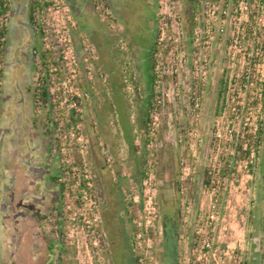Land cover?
Returning <instances> with one entry per match:
<instances>
[{"label": "rangeland", "instance_id": "374dc122", "mask_svg": "<svg viewBox=\"0 0 264 264\" xmlns=\"http://www.w3.org/2000/svg\"><path fill=\"white\" fill-rule=\"evenodd\" d=\"M2 1L10 6L0 16V42H6L0 51V264H112L115 247L114 260L126 258L134 263L139 257L142 264H160L158 206L161 199L168 201L166 192L174 190L176 163V184L186 211L187 229L180 238L186 253L192 249L194 232L202 224L200 208L216 202L225 213L224 224L231 225L244 239L248 264H264V99L254 100L253 91L245 94L241 90L243 80L236 77L241 74L239 62L231 59L236 49L229 48L233 32L223 38L218 33L212 35L211 47L204 53L207 68L202 71V79H195L188 0L115 2L119 19L127 23L126 31L142 33L139 30L145 29L141 38L147 52L152 49L151 37L156 35L153 109L151 123L144 130L138 120V105L147 96L145 73L141 71L146 62L141 67L136 60L140 52L137 47L130 56L111 51L112 67L125 84L122 101L128 111L136 156L139 162L145 160L141 171L147 177L137 184L133 174L138 163L122 141L117 105L108 85L111 67L106 60L97 63L100 68L94 67L90 36L84 35L87 40L76 43L79 26L70 0H36L40 9L32 24L35 39L29 43L27 56L18 48L29 40V34L26 28L16 32L20 27L10 15L13 0ZM31 1H20L21 21H27ZM101 1L97 2L106 4ZM4 28L8 29L5 37L1 36ZM131 73L136 79L130 78ZM43 88L54 102L53 126L46 123L49 106H43ZM21 98V106L16 105ZM99 105H107L106 110L111 106L104 118L110 127L106 136L97 134L103 130L93 124L101 113L93 108ZM249 116V125H245ZM15 119L19 132L27 128L31 134L32 146L39 151L36 159L49 168L41 189L26 183H34L42 174L40 170L31 172L27 180L18 171L13 188ZM96 142L102 149L97 154L105 157L108 182H117L115 170L121 169L124 174L123 181H118L120 186H116L119 201L107 194L100 160L93 151ZM110 145L112 150L108 151ZM251 160L253 174L252 168L246 167ZM49 178H58V182H48ZM133 228L137 229L134 250ZM176 253L171 251L168 264H176ZM184 255H180L181 262ZM188 256L191 258V253Z\"/></svg>", "mask_w": 264, "mask_h": 264}, {"label": "built area", "instance_id": "2783aa9c", "mask_svg": "<svg viewBox=\"0 0 264 264\" xmlns=\"http://www.w3.org/2000/svg\"><path fill=\"white\" fill-rule=\"evenodd\" d=\"M196 13V25L190 36L193 74L198 77L195 79H202V71L207 68L204 53L211 47L212 35L218 33L223 38L232 31L229 48L236 49L231 59L239 62L241 74L236 77L243 80L241 90L245 94L247 90L253 91L254 100L264 99V0H205ZM92 47L91 57L95 59ZM250 120L249 116L244 124L249 125ZM246 167H251L253 174V160ZM248 174L251 175L249 170ZM199 215L202 224L194 232L192 249L180 264H248L244 239L234 233L235 228L224 224L227 220L219 205L214 202L200 208Z\"/></svg>", "mask_w": 264, "mask_h": 264}, {"label": "flooded vegetation", "instance_id": "af4514ba", "mask_svg": "<svg viewBox=\"0 0 264 264\" xmlns=\"http://www.w3.org/2000/svg\"><path fill=\"white\" fill-rule=\"evenodd\" d=\"M95 3H94V10H95V14L97 15V22L99 24V21H102L105 25H106V28L107 30L110 32V33H114L115 34V40L112 42V45L111 47L109 48H106L104 49V45H102V43H99V44H93L94 48H95V52H96V58L92 61V64L94 65V67L96 66L97 67V63L100 65L102 62L104 63V61L106 60L108 66L111 67V69L113 68L112 67V63H113V54L111 53V51H116L118 55H120V53H123L124 56H130V53L133 54V51L134 49L137 47L139 49V58L136 59L138 61V63L140 64V66L142 67V65H144V62L146 60V57L149 58V61L151 62L152 59L151 57H149V55H147L145 58H141L140 55H145L146 53L150 54L151 50L147 52V49H145V47H140L139 42H135V41H128L126 37H124L125 35V32L126 31V24L127 23H124L123 21H121L119 19V15H117L116 13V7L114 5V2H112L111 0H105V3L106 4H102V3H98L97 1H101V0H94ZM103 1V0H102ZM101 1V2H102ZM205 0H188V24H189V27L190 29L192 30L195 25H196V20H197V13L196 11L198 10V7H200V5L204 2ZM118 3H126L128 2V0H118L117 1ZM13 6L12 7V11L10 12V15L13 16V9H15L16 7V0H13ZM106 5V6H105ZM114 5V6H113ZM30 11V9H29ZM8 12V11H7ZM6 12V13H7ZM116 13V15L114 14ZM21 19V18H20ZM26 22L24 21H19V25L18 27H20V29H17L16 28V32H20L21 29H24L26 28L28 34H29V40H27V42H25L24 45H22L20 48H18V52L19 53H22L24 54L25 56H27V53L29 51V46L30 44L29 43H32L33 42V32H34V28H33V25H32V22L30 21V18H29V13L26 17ZM126 22V21H125ZM17 27V26H16ZM121 36L120 38L121 39H118L117 40V37L116 36ZM16 49V53H17V47L15 48ZM154 49V48H153ZM152 49V50H153ZM106 52V53H104ZM14 54H15V51H14ZM106 55V56H105ZM16 56V55H15ZM115 57V56H114ZM135 59V58H134ZM133 59V60H134ZM17 65H21V61L17 60L16 61ZM105 66H107L105 64ZM97 68H100V67H97ZM111 69L109 68V71H108V85H109V88L112 89L110 86L113 85V83L115 82L114 80L117 79V76H116V72L115 70L114 71H111ZM97 71H99L98 69L96 70V77L97 79H99V76H100V73H98ZM141 71H143L144 73V68L142 69L141 68ZM126 81V80H125ZM122 84H124L122 82ZM17 89H19L17 87ZM18 93H21L20 90L16 91ZM112 92H113V89H112ZM108 93V92H107ZM123 93V92H122ZM106 95H109V94H106ZM114 95V94H113ZM42 96V95H41ZM114 98V96H112ZM42 100H44V103H43V106H49V108L47 109V125L48 126H53V106H52V98L50 96V93H48V96L47 98H44L42 96ZM54 101V100H53ZM23 102V98H21L20 101L18 102H15V104L17 105H21ZM105 107L107 105H104ZM113 108V106H112ZM117 109L116 110V113H118V117H120V114H119V106L116 107ZM110 109H111V106L109 107L108 110H106L105 112H103L102 114H100V117L97 115V117L99 118L98 119V122H94L93 124L99 126L102 128V132L101 133H97L96 130L95 132L97 134H101V135H107L108 132V128H109V125L106 123L105 121V117H104V114H107V113H110ZM15 131H14V139H13V143H14V147H13V157H14V160H16V163H15V166L13 167V174H12V184H13V188L16 187L17 185L15 184V180H16V176H17V173L19 172H22L23 173V177L25 178V180H27L28 176L31 175V172H34V170L36 171H41V175L37 177V180L33 183V182H26L28 183L29 187H33L35 186L36 189H41L42 185L45 184V179L44 177L46 175L49 174V168H45V164H42L41 160L40 159H36V157H38L37 155V152L39 151H35V149L33 148L32 146V138L30 137L31 134L29 133V131H27V128H24L23 131H18V127L16 126L18 123H17V119H15ZM33 124V123H32ZM120 125V124H119ZM123 126V123H121V127ZM34 129V127H33ZM97 134H95L96 136H98ZM44 136V134H43ZM81 139V137H79V140ZM99 143V142H98ZM97 142L94 143V153H95V156L97 158V160H100V166H99V170H100V173L102 172V176H104V179H103V182L104 185L107 187V194L110 195V196H116L117 198L119 197V195L117 194L119 192V189H117V185L120 186V180L123 181V176L124 174L121 173V169H117L115 170V176L117 177V182H112L110 184L109 181V177H106V175H104V170H105V165L103 164V158L105 159L104 156H101V154L98 152L97 154V151H100L102 152V149L98 148ZM22 144V145H21ZM106 147L108 146V143L105 144ZM23 147V149H22ZM112 150V145H110L109 147V150L110 151ZM48 154H46L47 156ZM80 155V150L78 152V156ZM112 157H113V154L111 153ZM81 157V156H79ZM109 161V160H108ZM114 164H112L113 166ZM178 164L176 163L175 164V169L173 170V178L175 177V184H174V190L173 192L169 193V192H166V197L168 199V201H165V199H161L160 200V205L158 206V212H159V219H158V223L160 225V228L162 230L161 232V235H162V240L160 242V254H159V258L160 260L164 263V264H168V259H169V256H170V253L171 251H175L177 252L176 253V264H179L180 263V255L181 254H187L186 253V249L182 248V245H181V240L180 238L183 237V234L186 232V226L187 225H184L186 223V211H185V206L181 203V196H180V187L176 184L177 183V177H178ZM19 171V172H18ZM107 169L105 170V174H108V171ZM48 177V176H47ZM52 179L49 178L48 182L51 181ZM102 182V180H101ZM106 182H108L109 184H106ZM82 186V184H81ZM41 187V188H40ZM114 188V189H113ZM26 189H27V186H26ZM116 191V192H113V191ZM116 204V203H115ZM119 204V203H118ZM20 213V212H18ZM188 231V230H187ZM105 245H107V242L105 243ZM132 245V244H131ZM116 246V245H115ZM181 248L183 249V252L181 251ZM116 249L117 247H115V249H113V251H111V258H112V264H128L126 262H129V264H142V262L139 260V261H136L134 260L133 262L134 263H131L130 260H126V258H124L123 260H114V257L116 256L117 252H116ZM133 249V247H132ZM47 253L49 252V247L47 245ZM134 250V249H133ZM186 255H184L185 257ZM161 261H159V263L161 264ZM15 264V263H14Z\"/></svg>", "mask_w": 264, "mask_h": 264}, {"label": "trees", "instance_id": "16d2710c", "mask_svg": "<svg viewBox=\"0 0 264 264\" xmlns=\"http://www.w3.org/2000/svg\"><path fill=\"white\" fill-rule=\"evenodd\" d=\"M38 9H40V4L36 0H32L31 1V5H30L29 18H30V21L32 22L33 25L36 23V17H37ZM7 11H8V9H7V7H5L4 2L2 0H0V16L6 14ZM6 33H8V29L7 28H4V29L1 30V36L5 37ZM155 37H156V35H155ZM5 46H6V42L5 41L4 42L3 41L0 42V51H2L5 48ZM153 53H154V49L153 50L151 49L150 54H147V55H149V57H151V59H152ZM153 67H154L153 61L145 64V69H144V73L145 74L144 75H145V80H146V93H147V96H146L145 100H143L142 105H140V104L138 105L139 106V117H138V120L140 121V124L143 127L142 128L143 130L148 128V126L151 123L150 115H151V111L153 109L152 108V99H153V84H154ZM114 70H115L114 68L111 69V71H114ZM129 75H130V78L136 79L132 73L129 74ZM47 80L48 79L46 78L45 81H47ZM114 81L115 82L110 87L113 89V94H114L113 96H114V99H115V103H116L117 106H119V108H118L119 110L118 111H119V114H120V117H121V123H123L122 129H123V133H124V139H125L128 147H129V149H130V154L133 157V160H135L138 163V164L135 165V172L136 173L133 174V180L137 184L138 183L141 184L144 181V179L147 177L145 172L141 171V166H143V164L145 163V160L139 162V159L136 156V148H135V145H134L135 142H134V138L132 137V128H131L130 122L128 120V118H129L128 111H127V109L125 107V102L122 101V92H123V90L125 88V84H122L121 78H119L118 76H117V79H115ZM41 95L44 98H47V96H48L47 89L43 88ZM143 158H145V156ZM51 179L55 183L58 182V178H51ZM59 185H60V190L64 191V185L61 184V183ZM82 185H85V184L82 183ZM114 197H115V199L117 201H119V199L116 196H114ZM263 202H264V193H263ZM116 205H118V204L116 203L115 206ZM36 217H38L39 220H41V219L43 220L44 219L43 217H41L39 215H36ZM262 222H264V209H263ZM131 233H132V235H131V244H132V247H133L135 245V235L137 233V229L133 228L131 230ZM58 241H60V239ZM50 248L52 249L53 245L50 246ZM135 260L139 261L140 258L139 257L138 258L135 257Z\"/></svg>", "mask_w": 264, "mask_h": 264}, {"label": "crops", "instance_id": "0c3cea01", "mask_svg": "<svg viewBox=\"0 0 264 264\" xmlns=\"http://www.w3.org/2000/svg\"><path fill=\"white\" fill-rule=\"evenodd\" d=\"M20 1L21 0H16V7H15V9H13V16L11 18H12V22H14V23H17V21L19 23V21H20V13H19L20 12V6H21ZM111 1L114 2V4H115V2H117L118 0H111ZM69 5L71 6V8L75 14V17L77 19L78 26H79L77 29V32L75 34L76 43H80L84 40H87V39H85L86 36H90V41L92 42V44L95 45V44L102 43V45H104V49L111 47L112 42L115 40V38H114L115 34L110 33L107 30L106 25L102 21H99V24H98V22L96 20L97 15L95 14L93 0H70ZM114 14L116 15V13H114ZM152 21L154 22V17H153ZM147 25H148V23H147ZM147 25L145 23L144 27H146ZM139 31H142V33L141 32L140 33H137V32L134 33L133 31L132 32L127 31V32H125L124 35L128 41H130V42L135 41L136 43L139 42L138 45H140V47L142 46V47H145V49H148L146 42L144 41V39L141 38V36H143V38L145 37V35L143 34V32H145V29L142 28ZM84 35H86V36H84ZM33 36L34 37L32 39L34 41V39H35L34 32H33ZM151 38H152V47L151 48L153 49L154 43H155L154 42L155 38L153 36ZM99 45H101V44H99ZM104 53H106V52H104ZM145 62H146L145 64L150 62L148 57H146ZM118 77H119V74H118ZM93 110L95 113H98L99 111L101 112V113L97 114L99 117H100V114H102L103 112L106 111L104 105L103 106L99 105V107L94 106ZM104 117H107V116L104 114ZM117 122H119V124H120L119 126H118ZM117 122H116L117 126L121 127V117H119V120H117ZM139 123H140V121H139ZM121 129H122V127H121ZM121 135L123 138L122 141L124 143H126V141L124 139V133L122 132ZM110 140H111V138H110ZM112 154H114V152Z\"/></svg>", "mask_w": 264, "mask_h": 264}]
</instances>
